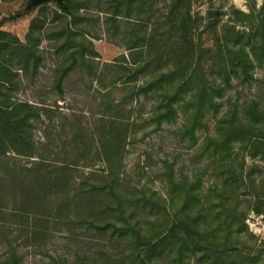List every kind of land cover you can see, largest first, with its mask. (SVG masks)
I'll use <instances>...</instances> for the list:
<instances>
[{
  "label": "rangeland",
  "instance_id": "1",
  "mask_svg": "<svg viewBox=\"0 0 264 264\" xmlns=\"http://www.w3.org/2000/svg\"><path fill=\"white\" fill-rule=\"evenodd\" d=\"M28 2L0 0V22L16 13L25 12ZM110 2L112 0H78L77 3L79 13L86 17L81 25L98 53L99 66L111 65L122 55H128L123 36L115 35V29L105 23V11ZM143 2V17H152L151 30L148 31H166L169 21L173 19H169L172 0ZM263 6L264 0L193 2L192 15L196 20L193 39L203 49L199 58L202 68L199 73L201 77L206 75V88L210 92H213L214 79L217 80L216 84L224 80L217 67L221 63L219 52L224 58L228 54L225 47L221 51L219 49L220 45H225L222 38L233 26L241 32L252 31V25H256ZM235 10L249 18L243 24H237ZM58 12L55 2L42 5L20 21L8 22L0 27V33L12 36L0 35V38L8 44H13L16 41L14 38L27 44L33 19L42 13L43 18H47V24L52 25V17ZM137 16L138 12L133 10L130 18H121L119 31L128 29L127 24L136 20ZM218 18L221 23L216 29L213 24ZM158 41L165 42L166 38L159 37ZM55 44L56 40L42 38L39 74H20L19 85L10 94L14 101L43 102L46 105L40 107L50 112L35 120L31 128L36 157L29 158L12 151L7 156H0V264H80L100 259L110 264H128L132 232L130 228L122 232L118 228L127 223L140 226L143 235L151 229L154 238L165 231V226L157 224L155 218H162L165 209L173 218L181 206L180 196L169 181L170 174H173L176 182L185 183L189 190L198 188L203 200L210 197L209 189L212 186L221 188L222 171L225 169L221 167L224 165L222 159L211 152L201 155L200 148L207 137H215L218 133L217 121L228 110L237 109L246 115L249 105L264 103V63H256L247 80L233 76L231 83L223 86V91L217 96L221 105L219 114L215 117L212 108L201 113L202 126L195 129L198 139L195 144L192 134L185 129L193 109L184 106L198 84L194 66L181 72L182 64L174 52L163 50L161 60L159 48L156 50L154 64L161 69L158 73L172 74L174 84L180 87L182 99L178 104L176 120L165 122L157 128L150 118L160 94L151 93L149 97L141 94L133 99L130 95L135 83L124 84L121 80L118 85H112L110 79L115 73L112 68L107 70L109 73L102 84L78 73L71 74L61 94L54 85V76L64 56L62 53L57 55ZM148 75L141 76L142 81L148 79ZM105 95H109V100L114 101L115 106L122 104V110L111 108L108 111L109 119H121L128 123L118 183L119 193L123 199H128L123 204L125 210L122 219L112 213L96 217L100 203L87 205L86 201H82L87 196L80 194L82 183H86V189H89L90 184H101L108 177L106 156L98 155L94 150L82 154L76 148L80 139L89 141L93 133H96V138L101 136L100 131L94 129L101 125L100 120L106 111L104 105L108 100ZM233 148L228 163L236 171L235 175L242 174L244 180L236 194L239 208L234 228L242 233L237 240L231 238L230 242L250 256L261 255L264 243V154L261 151L260 156L252 158L240 143L233 144ZM40 167L57 174L62 168L70 167L71 171L59 174L64 185L54 188L39 170ZM94 174L99 179L92 178ZM67 199V208L56 212ZM143 201H146V207ZM106 205L114 206L110 200L105 201ZM150 206L154 208L148 213ZM225 208L230 210L232 207L226 205ZM147 216L150 220L146 219ZM87 221H93L94 225ZM169 263L170 257L162 256L154 258L150 264Z\"/></svg>",
  "mask_w": 264,
  "mask_h": 264
},
{
  "label": "trees",
  "instance_id": "2",
  "mask_svg": "<svg viewBox=\"0 0 264 264\" xmlns=\"http://www.w3.org/2000/svg\"><path fill=\"white\" fill-rule=\"evenodd\" d=\"M143 1L112 0L109 3L105 11V23L115 29L113 31L115 35L123 36L124 47L128 50L127 56L122 55L111 65L97 64L98 53L92 41L86 37L85 27L81 25L86 17L79 13L78 0H67L63 6L56 3L60 12L52 17V25L47 24V18H43L42 13L34 18L28 33L27 44L16 38L13 44H8L0 38V156H7L12 151L29 158L36 157L33 151L35 149L31 128L35 120H40L44 113L50 111L40 107V105H46L43 102L14 101L10 94L17 89L20 74L29 72L39 74L42 62L40 53L42 38L56 40L55 51L57 55L62 53L64 56L54 76V85L61 94L64 83L71 74L78 73L102 84V80H105L109 73L107 70L112 68L115 70L110 79L112 85H118L117 83L121 80L124 84L135 83L130 95L133 99L141 94L145 97L152 96L151 93L160 94L150 118L157 128L165 122H173L179 114L178 104L182 100L180 87L174 84L172 74H159L158 70L161 69L154 64L158 48L161 60L163 50L174 52L182 64L180 71L186 72L189 67L194 66L195 75L198 78V84L194 87L197 90L194 91L193 88L190 100L184 103V106H191L193 109L185 129L192 134V139L197 144L195 129L202 126L201 113L212 108L213 115L218 116L221 105L217 101V96L223 91V86L229 85L233 76L247 80L251 77L250 71L256 67V63L261 65L264 63V6L256 25H252V31L241 32L233 26L231 31L222 38L225 45H220L219 49L221 51L225 47L228 54L224 58L219 52L218 57L221 63L217 67L224 80L216 84L217 80L214 79L213 92H210L206 88V75L201 77L199 73L202 69L199 58L203 49L195 44L192 34L196 23L192 15V5L197 0H172L169 19H173L169 21L166 31H148L151 30L152 17H143ZM40 10L43 11V9ZM133 10L138 12L136 20L130 21L131 23L127 24L129 28L125 31H119L122 27L121 18H130ZM33 12L34 10H26L16 13L3 19L0 27L8 22H18ZM235 15L237 24H243V21L249 18L239 10H235ZM220 23L218 18L213 24L214 28L217 29ZM0 35L12 37L4 32ZM159 37H165L166 41H158ZM207 51L211 52V50ZM141 62L144 65L139 64ZM147 74H150L148 79L142 81L141 76L145 77ZM109 95L104 96L108 102L104 105L106 111L100 120L101 125L94 129V131H100L101 136L96 138V133H93L89 141L80 139L76 146L82 154L94 150L98 155L106 156L108 177H105L101 184H90L89 189H86V183H82L80 194L87 196V199L82 200L86 201L87 205L95 206L100 203V210L97 211L96 217L112 213L122 219V213L125 210L123 204L128 199H123L119 193L118 183L122 166L121 156L127 142L128 123L121 119H109L108 111L111 108L122 110V104L115 106L114 101L109 100ZM217 122L218 133L215 137H207L199 152L201 155L211 152L222 159L224 165L221 167L225 169L222 171L221 188L219 189L218 185L212 186L209 189V195L213 199L208 197L203 200L198 188L189 190L185 183L176 182L173 174H170L169 181L173 185L172 189L180 196L181 206L173 218L166 209L162 218L159 216L155 218L157 224L165 226V231L154 238L151 229L143 235L140 226H131L127 223L117 227L121 232L129 228L132 232L128 264H150L154 258L162 256L170 257L169 264H264V243L261 246V255L250 256L230 242L231 238L237 240L242 233L236 232L234 228L239 208V199L236 194L244 177L242 174L236 176V171L231 163H228L235 143H240L242 149L252 158L260 156L261 151L264 154V103H252L248 106L246 115L237 109L228 110ZM39 170L54 188L64 185L59 174H67L71 171L70 167L57 171L59 174L41 167ZM94 177L99 179L95 174L92 175V178ZM108 200L112 201L114 206H105V201ZM68 204L67 199L56 209V212H62ZM101 204L104 206L101 207ZM143 204L146 207V201H143ZM226 205L232 208L228 210L225 208ZM153 208L154 206H150L148 213H151ZM146 219L150 220V217L147 216ZM87 222L94 225L93 221ZM109 225L110 223L107 224ZM115 235L118 234L115 233ZM80 264L110 263L102 262L100 259Z\"/></svg>",
  "mask_w": 264,
  "mask_h": 264
},
{
  "label": "water",
  "instance_id": "3",
  "mask_svg": "<svg viewBox=\"0 0 264 264\" xmlns=\"http://www.w3.org/2000/svg\"><path fill=\"white\" fill-rule=\"evenodd\" d=\"M55 2L58 3L59 5L63 6L67 0H29L26 10L32 11L34 9H37L38 7L45 5L47 3Z\"/></svg>",
  "mask_w": 264,
  "mask_h": 264
}]
</instances>
